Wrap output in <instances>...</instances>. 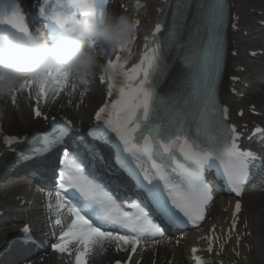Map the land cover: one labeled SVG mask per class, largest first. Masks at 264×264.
<instances>
[{"label":"snow or ice","instance_id":"1","mask_svg":"<svg viewBox=\"0 0 264 264\" xmlns=\"http://www.w3.org/2000/svg\"><path fill=\"white\" fill-rule=\"evenodd\" d=\"M49 3L50 0H41L39 10L50 22L45 27L53 44L58 42V33L69 30L76 18L88 16L99 22L105 18V0H54L50 9L46 7ZM171 3L172 0H163L160 11L164 12L163 5ZM230 18L228 0H175L165 35H158L164 28L158 18L151 36L145 37V50L138 63L126 69L128 61L121 57V53L131 55L130 45L135 36L128 46L116 52L114 60L107 62L117 78L107 76V96L111 99L95 113L97 123L90 128L89 136L93 141L114 145L117 168L107 170L116 176L125 172L133 182L135 198L121 200L96 171V160L103 158L95 145L82 136L73 137V149L65 148L60 160L54 205L53 192L46 193L49 216L55 217L53 223L61 229L54 237L56 242L51 244L53 252L71 256V246L75 245L73 264H89L97 245L114 242L118 251H126V246H130L131 261L138 245L149 238L163 237L156 217L177 229L195 227L204 220L213 200L205 179L211 170L226 181L237 197L242 194L251 169L257 162L264 163V156L240 148L239 133L226 122L228 109L219 99L225 67V30ZM134 22L136 26L139 23ZM0 26L27 35L29 28L19 0H0ZM236 26L232 24L233 28ZM185 36L194 59L188 58L191 66L177 90L161 94L158 89L170 66L166 57L172 55L175 62L181 55V40ZM100 80L103 83L105 77ZM69 83L63 67L56 66L42 76L25 80L19 92H27L39 105L49 94L59 96ZM16 93L10 94L14 105ZM32 112L34 117H41L38 107H33ZM70 134V122L53 118L51 132L43 134L42 147L34 149V153L46 155L63 145ZM110 134H114V140ZM253 134L264 138V128L256 127ZM3 140L5 145L19 143L14 136H4ZM240 210L237 201L232 231L236 230ZM65 211L71 217L66 227L61 220ZM20 231L16 239L21 245L35 243L29 227ZM206 239L207 251L211 253L213 237ZM236 240L239 245L240 236ZM197 251L192 249L196 264H204L195 256Z\"/></svg>","mask_w":264,"mask_h":264},{"label":"clouds","instance_id":"2","mask_svg":"<svg viewBox=\"0 0 264 264\" xmlns=\"http://www.w3.org/2000/svg\"><path fill=\"white\" fill-rule=\"evenodd\" d=\"M136 24L128 16L108 15L103 22L80 16L71 28L58 33V42L40 26L21 35L10 29L0 31V101L23 82L42 76L46 70L62 66L72 87L90 90L97 70L116 79V73L98 59V52L116 53L131 43ZM90 44L92 46H90ZM127 59V57L125 58ZM3 107L0 105V114Z\"/></svg>","mask_w":264,"mask_h":264},{"label":"bare ground","instance_id":"3","mask_svg":"<svg viewBox=\"0 0 264 264\" xmlns=\"http://www.w3.org/2000/svg\"><path fill=\"white\" fill-rule=\"evenodd\" d=\"M235 4L240 11L241 20L247 25L251 24L250 19L248 18L250 14L249 9L254 8L257 10H261V11L264 10V0H235ZM238 40H245V39L238 38ZM250 41L253 42L254 44H258V42H255L254 39H250ZM238 43L240 44V46H243L247 42L238 41ZM263 65L264 63L261 65V68H263ZM251 68L254 70L258 69L256 67H251ZM259 82L260 84L248 93L247 95L248 101H246L245 103L246 105L254 104L257 102L264 103V78H262V80H260ZM22 113L24 112L22 111ZM0 116H1L0 122L2 126L5 129H8L9 131H11V128L9 127L8 124H6V121H5L6 119H8V115H3V116L0 115ZM21 119L26 120V115L22 114L20 120ZM27 125L32 126V123L30 124L28 123ZM18 130L21 133L23 130H26V129L24 126V127L19 128ZM242 201H243V206L245 208V212L248 215L249 226L253 227L254 229L256 228L257 230H259V233L262 239L261 240L262 247L264 248V220L261 219V215H260V210L264 208V193H260L256 188H252L242 198ZM0 237H2V234H0ZM175 260L179 261V264H183L182 261L179 259V252L176 254Z\"/></svg>","mask_w":264,"mask_h":264}]
</instances>
